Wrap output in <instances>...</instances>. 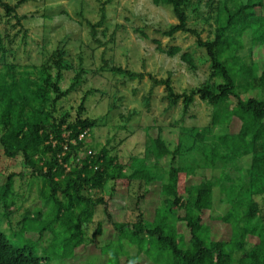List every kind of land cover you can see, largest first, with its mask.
Returning <instances> with one entry per match:
<instances>
[{"label": "trees", "instance_id": "obj_1", "mask_svg": "<svg viewBox=\"0 0 264 264\" xmlns=\"http://www.w3.org/2000/svg\"><path fill=\"white\" fill-rule=\"evenodd\" d=\"M27 1L0 0L5 23L17 29L13 36L7 28L5 33L0 32V216L13 215L16 176L23 177L29 171L32 178L39 179L38 196L53 213L39 232L60 228L62 231L53 238L66 232L62 241L72 252L83 245L84 231L93 226L92 235H100L106 225L118 241L106 264H140L136 256L142 252L151 255L153 264H264V68L252 55L253 48L264 49V0H209L215 21L211 39H204L196 28L188 26L191 0H151L155 6L170 8L177 20L162 35L172 38L177 32L189 33L195 38V45L203 49L210 64L208 81L177 93L171 73L158 78L119 65L109 70L127 80L147 77L151 84L149 94L154 87H163V98L169 106L181 100V121L190 115L197 97L210 105V120L205 126L191 128L189 141L179 139L174 148L159 129L156 136L149 135L148 127L143 155L129 156V173L115 146L96 143L94 139L87 141L107 118L83 115L85 101L94 89L83 93L74 117L58 106L80 84L83 73L78 67L74 79L62 87L65 73L75 71L63 46L52 50L41 63L17 62V47L25 45L30 36L22 25L26 15L17 13ZM101 5L99 20L85 21L92 38L105 21V8ZM139 32L148 38L145 32ZM95 40L100 44L99 39ZM150 41L158 52L169 57L179 54L189 68H195L192 55L180 46L164 47L156 38ZM245 47L248 52L240 54ZM254 91L257 96L247 95ZM145 99L144 105H148L149 95ZM132 115L129 112L121 118L127 122ZM233 123L237 124L235 132H217L218 127L227 128ZM194 148L205 152V164L211 170L217 168V176L200 177L194 182L195 165H181L178 161ZM149 155L155 162L147 161ZM2 157L9 164L17 162L22 169L8 171L1 163ZM244 157H250V165L237 174ZM162 159L168 162L164 181L158 179L161 172L155 168ZM118 183L127 193L116 195L122 204L115 207L116 212L134 210L136 218L132 222L118 220L120 214L109 210ZM216 188L220 201L228 206L223 214H209V220L218 224L214 226L210 221L204 222L202 215L212 211ZM127 195L131 196L130 202L126 201ZM151 205L149 220L145 208ZM23 209L24 213L31 211ZM36 210L38 214L30 221L42 219L41 211ZM98 210L100 218L96 220ZM23 219L20 221L24 226ZM221 225L230 227L228 239L217 237ZM185 231L188 247L180 245ZM248 236L256 238V242H247ZM122 241L124 246L135 247L136 252L125 251ZM43 259L27 244H12L0 230V264H43Z\"/></svg>", "mask_w": 264, "mask_h": 264}, {"label": "rangeland", "instance_id": "obj_2", "mask_svg": "<svg viewBox=\"0 0 264 264\" xmlns=\"http://www.w3.org/2000/svg\"><path fill=\"white\" fill-rule=\"evenodd\" d=\"M9 1L14 3L16 0ZM101 4L105 8V21L98 28L96 37L92 38L85 21L95 23L99 20ZM256 9L259 10V7ZM17 13L26 15L22 25L30 34L26 44L17 47V62L38 64L58 46H63L67 50L68 59L75 67V71L70 70L65 73L62 87L66 88L70 80L74 79L78 67L83 69V73L79 77L80 84L60 100L58 106L69 110L74 117L83 93L94 89L85 101L83 115L91 118L100 116H107V118L104 124L95 128L93 136L87 137V141L94 139L96 143H109L115 146L114 150L120 156V161L125 164L127 173L130 172L127 166L129 156L144 153L148 143L146 136L148 127H151L148 131L149 135L156 136L157 129H159L163 137L169 140L174 148L177 140L189 141L188 131L191 128H200L209 122L211 107L197 97L191 106L190 115L181 121V100L169 106L168 101L163 98V87L156 86L149 94L151 84L147 77L141 81L127 80L109 70L111 66L119 65L136 72H148L158 78H165L171 73L172 85L177 93L185 90L188 92L191 88H196L208 81L210 64L203 49L195 45L193 35L186 32H177L172 38L162 35L170 24L177 22L170 8L155 6L151 0H29L17 9ZM187 14L189 27L196 28L204 39L213 38L215 21L209 0H199V2L191 0ZM6 28L12 36L17 30L5 23V17H2L0 11V32L5 33ZM139 30L145 32L148 38H143ZM153 38L160 40L164 47L178 45L188 51L194 59L195 68H189L180 59L179 54L169 57L158 52L150 41ZM95 39H99L100 44ZM247 52L248 47H245L240 54L244 55ZM252 55L261 68H264V49L253 48ZM105 61L107 65H104ZM148 95V105H144L145 97ZM247 95L257 96L258 92L254 91ZM129 112L133 115L127 122L123 121L121 115H128ZM123 125L126 127L122 128ZM236 129L237 124L233 123L227 128L218 127L217 132H235ZM204 153L194 148L183 153L182 159L178 160L181 165H195L194 182H197L200 177L217 176L219 173L217 168L211 170L206 166ZM148 158V162H155L151 155ZM1 163L11 172H18L22 169L17 162L13 164V161L9 164L8 160L3 157ZM156 165L155 168L161 172L158 179L164 181L168 162L162 159ZM249 165L250 157L242 158L235 173L241 174ZM2 180L0 176V182ZM14 186L16 190L14 193L15 210L11 216H0V230L8 236L12 244L31 246L38 256L44 258L43 264H106L108 256L113 254L115 248L117 249L118 241L115 233L109 232V227L106 225L100 235H92L93 226L84 231L83 245L73 252L70 246L62 241L66 232L64 236L53 238L62 231L60 228L54 232L46 230L40 233L39 227L46 224V221L53 217V213L47 210L48 203L38 196L39 179L32 178L27 171L23 177L16 176ZM115 188L116 193L112 201L110 200L109 210L113 214H120L118 220L134 221L136 218L134 210L129 208L126 212L123 210L116 212L115 207H122L116 195H125L127 190L119 183ZM122 197L125 198V196ZM127 197L126 201L129 199L130 202L131 196L127 195ZM220 197L216 188L212 211H205L202 215L204 222L209 223V214L225 213L228 204L221 202ZM154 200L158 202L157 197H154ZM25 207L31 211L24 213L23 208ZM152 207L153 205L145 208V217L149 220L153 213ZM37 208L41 211L42 219L30 221L33 215L38 214L35 213L38 211ZM100 212L98 210L96 220L100 218ZM22 218L26 220L24 226L20 221ZM211 223L214 226L218 225L217 222ZM229 233L230 227L221 225L218 227L217 237L228 239ZM182 236L180 245L188 247L187 231ZM256 240L254 237H247L249 243H254ZM122 243L124 246V241ZM124 247L125 251L127 250L130 254L136 252L135 247L127 244ZM136 257L140 264H153L151 255L147 256L142 252Z\"/></svg>", "mask_w": 264, "mask_h": 264}, {"label": "built area", "instance_id": "obj_3", "mask_svg": "<svg viewBox=\"0 0 264 264\" xmlns=\"http://www.w3.org/2000/svg\"><path fill=\"white\" fill-rule=\"evenodd\" d=\"M82 136V135H81Z\"/></svg>", "mask_w": 264, "mask_h": 264}]
</instances>
